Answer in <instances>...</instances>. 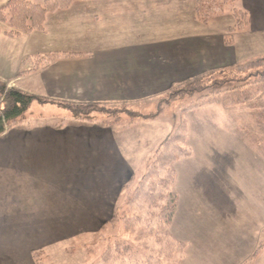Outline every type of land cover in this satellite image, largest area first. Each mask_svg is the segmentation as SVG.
Here are the masks:
<instances>
[{
    "label": "crops",
    "instance_id": "0c3cea01",
    "mask_svg": "<svg viewBox=\"0 0 264 264\" xmlns=\"http://www.w3.org/2000/svg\"><path fill=\"white\" fill-rule=\"evenodd\" d=\"M9 1L0 0V9ZM238 1L249 22L231 43L228 29L204 30L210 21L197 18L194 0L185 4L190 14L181 11L179 0H76L47 13L42 29L12 35L2 26L0 80L49 100L142 105L194 78L264 55V0ZM52 54L45 67L32 61ZM4 107L0 96V113ZM32 109L68 112L56 103L35 102ZM185 119L192 154L173 165L178 198H212L213 213L224 222L219 233L204 226L198 234H219L223 248L231 246L214 264H264V247L254 256L264 240V88L232 107L204 99L186 110ZM135 129L134 123L74 126L29 115L2 135L0 264H55L52 246L73 244L112 220L141 158L124 147L118 131L126 137ZM163 140L153 135L144 162ZM235 202L240 211L231 209ZM41 250L48 257L38 263L34 253ZM75 258L65 253L58 264H76Z\"/></svg>",
    "mask_w": 264,
    "mask_h": 264
},
{
    "label": "trees",
    "instance_id": "16d2710c",
    "mask_svg": "<svg viewBox=\"0 0 264 264\" xmlns=\"http://www.w3.org/2000/svg\"><path fill=\"white\" fill-rule=\"evenodd\" d=\"M74 1L76 0H45L42 4H36L29 0H10L0 9V32L4 29L3 25L11 29L10 34L12 35L42 29L47 13L68 8ZM210 14L208 2L200 0L196 9L198 19L206 22ZM233 14L236 16V25L239 28L243 27L242 18L246 23L249 22L248 14L245 11L233 9ZM228 42H231L230 37ZM54 57H56L54 54L45 55L32 61L37 67L39 64V67H45L54 60ZM24 73L20 72V75ZM181 85L171 88L159 99L167 102L181 99L187 106L209 97H214L223 107L247 102L258 90L264 88V57L194 78ZM0 96L5 105L0 113V137L10 129L24 123L29 116L31 105L35 102L40 104L56 103L64 107L71 113L68 116L71 121L65 120L74 126L133 124V122L126 124L124 123L126 121L121 120L116 123H99L96 116L102 110H106L105 112L111 116H117L119 112H132L136 114L138 119L142 117L139 113L141 111L138 110L140 108L138 103L123 104L129 106L124 110L116 108V105L120 104H115L116 107L106 108L107 103L101 102L49 100L27 93L15 86L9 87L7 83L1 80ZM63 121L58 122L63 124L65 123ZM184 129V121L177 123L172 133L154 153L144 177L136 182L133 178L124 186L114 217L103 228L108 227L107 229H109L115 226L119 219L124 220L127 217L129 220H133L136 225L148 229V232L157 233L153 240L150 237L147 239L152 241L157 249L143 261L134 260L132 248L129 244L122 242L125 239L118 234L114 236L112 244L103 252L101 258L102 260L105 259L104 262L106 263L104 264H179L183 260L187 245L169 237L166 228H168L174 215L178 200L174 189L176 173L173 165L176 161L192 154L191 149L187 145L184 146L186 143L184 141L186 139ZM263 247L264 240L258 246L254 256ZM44 256L48 257V251L41 250L34 253L38 263L46 258ZM108 260L109 262H107Z\"/></svg>",
    "mask_w": 264,
    "mask_h": 264
},
{
    "label": "rangeland",
    "instance_id": "374dc122",
    "mask_svg": "<svg viewBox=\"0 0 264 264\" xmlns=\"http://www.w3.org/2000/svg\"><path fill=\"white\" fill-rule=\"evenodd\" d=\"M195 1V7L194 11L196 12L197 4L200 0H194ZM205 1V0H204ZM186 2L187 0H179L180 9L181 11H186L190 14L191 8L190 5L188 8H186ZM208 2V7L210 8V16L208 20L210 21V25L208 27H205L204 30L207 31H217L222 29H228V36L231 39V43L234 40V37H236L237 34L242 33L246 30L248 23L242 18L243 27H238L236 16L233 14L234 10H240L244 12V10L241 9L240 3L238 0H206ZM207 8V7H205ZM208 9V8H207ZM198 18V17H197ZM207 20V21H208ZM201 21V20H200ZM245 21V22H244ZM203 22V21H202ZM246 23V24H244ZM245 25V26H244ZM263 56H254L250 60L259 59ZM250 60H245L246 63ZM182 86V85H180ZM177 89V88H176ZM213 98L215 101L216 99ZM208 99V98H204ZM202 99V100H204ZM193 103L190 106H187V104L181 99H176L173 101H163L161 99L151 100L147 103H144L139 106L138 110L142 117L140 119L137 118L135 113L132 112H119L117 116H111L108 115V112H105L106 110H102V112L98 113L96 116V119L99 123H116L118 120L126 121L124 123L133 122L136 124L137 129H135L134 132H127L126 137L124 133L121 131H118V136L120 137V141L124 143V147L128 149H134L135 150V156H139V153L141 154V158L139 159V166L136 167V179L140 180L142 177H144L146 173V169L148 164L150 163L147 160H142L144 150H149V148H152V144L150 142V139H152L153 135H157L158 137H164L163 142L167 139V137L172 133L177 123H181L184 121V125L186 126V110L190 108L191 106L196 107L199 102ZM251 100V99H250ZM249 100V101H250ZM248 102V101H247ZM216 103H218L216 101ZM245 103V102H244ZM219 104V103H218ZM110 104H106L107 107H116L118 109H126L129 108V106L126 105H116L114 106ZM37 106V105H36ZM234 105H230L227 107H232ZM110 107V108H111ZM54 111L58 110V107H53ZM32 112H29L28 114L33 117L34 119L39 120H50L54 119V121L59 122H67L71 121V118L68 116L71 115L70 112H46L49 110H46L45 112H36V109H32ZM116 117V118H115ZM67 121H66V120ZM137 120V121H135ZM120 121V123H121ZM129 125V124H127ZM122 125V126H127ZM182 125V124H181ZM171 131H169L170 127ZM186 134L187 140V131L186 128L184 129ZM168 133L169 135H167ZM140 135V137H139ZM167 135V136H166ZM163 139V138H162ZM162 142V143H163ZM161 143V144H162ZM160 144V145H161ZM130 145L135 146V148H130ZM184 145V143H183ZM186 146V143L185 145ZM160 146H158L159 148ZM157 148V149H158ZM125 150V148H124ZM156 152V151H155ZM176 191V187L174 188ZM177 192V191H176ZM182 194H183V188H182ZM178 198V197H177ZM189 200H192V202H189ZM184 205L185 209L192 208L189 212L185 211L182 207ZM239 203L235 202L231 205V209H237L239 210ZM214 202L212 198L210 197L209 200L203 196L201 197H191L190 193H187L184 195L183 200L182 198H178L176 202V208L173 217L171 218V221L169 223L168 228H166V232L172 239L183 242L187 245L185 255L183 260L179 264L184 263V259L187 261L185 264H189L191 261H194V263L197 264H214L217 262H221L225 258V253L228 248L231 246L228 245L223 248L222 243H219L222 240H225L223 238H220L219 234L217 236H207L210 237L207 239H204L200 234L199 228H204L206 226L207 232H215L219 233V227L220 221L224 222L221 218L219 219L216 213H213V207ZM222 207L225 208L223 205ZM218 209V206L216 207ZM223 212V210L221 211ZM229 214V212H228ZM224 215V214H223ZM227 219L232 220L234 219L233 216L227 217ZM234 221V220H233ZM217 226L218 228H216ZM215 227V228H214ZM108 228V227H107ZM103 229L99 231L96 234H89V235H83V239H79L73 244H57L55 246L51 247V254L49 255V259L52 263L58 264L59 260H64L65 253H74L77 257L80 263V259H85L86 264H104L106 262L105 259L102 260L103 252L112 244V240L115 235H121L124 237L125 241L122 240V242L129 244V246L132 248L133 255L132 257L134 260L143 261L145 260L149 255L155 252L157 247L155 244H152V241L147 240L149 237L153 240L155 236H157V233L148 232L145 227L136 225L134 221L127 219L124 220H118L117 224L115 226L109 228V229ZM124 228V230H123ZM222 232V231H221ZM95 236V237H94ZM120 237V238H123ZM146 241V242H145ZM229 250V249H228ZM229 252V251H228ZM257 255V254H256ZM255 255V256H256ZM67 259H69L67 257ZM74 259V260H75ZM235 259V258H233ZM102 260V262H101ZM227 261V260H226ZM109 262V260L107 261ZM238 262L236 261H230L228 260V264H236ZM68 264H74V261H69ZM108 264V263H107Z\"/></svg>",
    "mask_w": 264,
    "mask_h": 264
}]
</instances>
